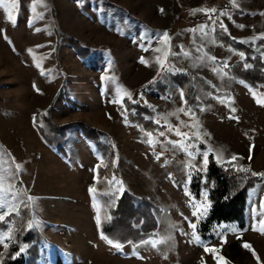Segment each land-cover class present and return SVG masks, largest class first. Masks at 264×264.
<instances>
[{
    "label": "rangeland",
    "instance_id": "374dc122",
    "mask_svg": "<svg viewBox=\"0 0 264 264\" xmlns=\"http://www.w3.org/2000/svg\"><path fill=\"white\" fill-rule=\"evenodd\" d=\"M236 3L0 2V215L7 213L0 220V253L15 243L19 247L12 257L23 255L26 261L28 245L36 242L35 264H217L220 253L235 264H264V234L252 230L264 220V181L247 192L243 226L212 222L201 227L208 190L199 197L185 192L187 173L202 170L205 153L218 164L235 155L240 167L264 171V103L257 102L264 100V87L250 90L216 62L242 59L216 41L217 19L237 41H255L264 33V0ZM212 8L218 9L212 19L194 11ZM202 25L203 32L192 31ZM56 32L75 38L88 53L81 56L69 43L58 42ZM180 73L204 78L227 95L215 99L193 78L199 105H190V114L172 82L171 76ZM147 84L155 88L138 94ZM125 93L153 112V121L163 128L151 132L127 123ZM50 104L53 122L82 121L108 135L102 142L111 144L115 173L96 177V166L107 168L106 162L77 126L64 135L50 131L40 118ZM34 133L63 160L46 152ZM124 191L137 205L148 202L156 209L157 226L142 241L117 248L98 235L96 215L108 222ZM201 204L207 205L206 213L194 216ZM238 237L250 247L235 243Z\"/></svg>",
    "mask_w": 264,
    "mask_h": 264
},
{
    "label": "trees",
    "instance_id": "16d2710c",
    "mask_svg": "<svg viewBox=\"0 0 264 264\" xmlns=\"http://www.w3.org/2000/svg\"><path fill=\"white\" fill-rule=\"evenodd\" d=\"M216 10L218 11V9ZM213 16H216V13ZM219 25L220 21L217 19L214 31L216 41L225 47L242 53L243 56L242 59L227 65V67H224L223 61L217 60L216 62L222 66L229 77L246 84L250 90L255 91L260 86L264 87V39L237 41L230 38L228 33ZM55 34L58 42L62 40L69 43L79 55L84 56L88 53L86 49L78 44L75 38L59 32ZM245 65H249V67H245ZM171 77L172 82L183 93L182 106L184 110L191 114L187 110L188 107L190 105H199V102L193 97L194 87L192 81L195 77L187 73H180ZM195 79L198 80L202 90L215 99L226 97L227 93L217 91L204 78L197 77ZM153 88H155V85L147 84L139 88L137 93H143L145 89ZM122 103L127 123L136 124L142 130L151 132L163 128L153 121V112L138 101L125 97L122 99ZM51 105L47 107V110L40 117L50 131L57 135H64L67 130L77 126L83 137L94 148L95 155L106 162L107 168H103L100 165L96 166V177H110L111 174L115 173V168L111 166V158L113 157V153L109 150V148L112 149L111 144L105 145L102 142L103 136L105 139H109L108 135L82 121H69L61 124L53 122L49 116ZM45 139L49 142L47 137ZM237 167H240L237 159L218 164L212 154H207V165L205 166L203 161L201 171L192 170L187 173L185 192L188 195L199 197L202 189L208 190L207 202L209 210L206 219L201 223V227H207V224L212 222H236L243 226L247 192L257 183L263 182L264 176L252 175L254 171L251 169L249 172L237 171ZM255 173H264V171ZM155 210L148 202L137 205L133 196L129 192L124 191L118 198L115 207L110 209L111 218L108 222L101 223L96 215L98 235L113 244H136L152 235L156 229ZM20 236L24 237L22 233ZM15 237H19V235L15 234ZM234 242H241L243 245L248 244L250 247L249 242L243 237H238ZM36 244V242H30V245H28L29 254L26 261L23 260V255L16 259L12 257V254L19 247L17 244L14 243L5 247L6 249L0 253V264H35L38 257ZM217 264L235 263L229 257L220 253V261Z\"/></svg>",
    "mask_w": 264,
    "mask_h": 264
},
{
    "label": "snow or ice",
    "instance_id": "6c2138e0",
    "mask_svg": "<svg viewBox=\"0 0 264 264\" xmlns=\"http://www.w3.org/2000/svg\"><path fill=\"white\" fill-rule=\"evenodd\" d=\"M0 2H2V0H0ZM230 3L232 4L233 7H237L238 6L237 3H236V0H230ZM194 11H204L205 14L209 16V19H212L213 15L217 12V10L215 8H212V9H197V10H194ZM261 14L264 15V13H261ZM220 15H227V13L226 12H221ZM8 19L9 20H13L14 18L12 17L11 14H9ZM213 23H215V20H213ZM219 26L222 29H224L225 31H227V29L225 28L223 22H220ZM204 27L205 26L202 25V26H199L197 29H193L192 31L203 32L204 31ZM239 27L243 28L244 25H240ZM163 36H164V38H167L168 34L165 32L163 34ZM260 38H264V33H262L260 35ZM145 50H147V49H145ZM156 51H160V49H156ZM241 56H243L242 53H241ZM211 59L215 60V57H212ZM141 63L147 64V62L143 58H141ZM157 63H160L162 68L164 67V62L161 61L159 57L157 58ZM224 67H227V64H225ZM245 67H249V65H245ZM125 95L128 96L129 99L131 98V95L129 93H125ZM181 97L183 98V93H181ZM116 102L119 103L120 101H116ZM257 102L258 103H264V100H258ZM181 111H183V109H181ZM232 111L235 112V109L233 108ZM230 118L231 119H238L237 117H234V116L230 117ZM34 120H35V117H34ZM178 134H180V133H178ZM184 135H186V134H184ZM149 143H151V140L149 141ZM250 151H251V149H250ZM204 157H205L204 163H205V166H206L207 165V153L204 154ZM219 159H223V157L221 156V157H219ZM236 159H237V156H235V155H233L231 157V160H233V161L236 160ZM240 159H242V157ZM233 166L235 167V165H233ZM237 171L249 172L251 170L249 168H245V167H237ZM252 175L264 176V173H255V172H253ZM89 191L92 192L93 189L90 188ZM2 207H3V205H0V208H2ZM206 211H207V205L201 204L199 206H196V210L193 212V215L194 216L198 215V213L199 214H204V213H206ZM5 215H7V213H4V215H0V220H3ZM191 227L193 229H195L196 228V224L195 223L191 224ZM252 230H254V231L258 230L262 234H264V220L260 221V227L259 228H257L256 226H253ZM109 243H111V241H109ZM5 247H7V245H5ZM115 247L119 248L120 245L117 244V245H115ZM244 247L248 248L249 245L248 244H244ZM20 251L22 252L23 248H21ZM205 251L206 252H215L216 249L205 248ZM254 255H255V253H254Z\"/></svg>",
    "mask_w": 264,
    "mask_h": 264
},
{
    "label": "crops",
    "instance_id": "0c3cea01",
    "mask_svg": "<svg viewBox=\"0 0 264 264\" xmlns=\"http://www.w3.org/2000/svg\"><path fill=\"white\" fill-rule=\"evenodd\" d=\"M34 136H35L36 140L38 141V143H39L42 147H44V149H45L46 152H50V153L52 154V156H54L55 158H58L59 160H63V159H61L60 157H56V154L53 153V152L48 148V146L45 145V144L42 142V139L40 138V136H39L38 134L34 133ZM93 152H94V151H93ZM19 158H20V157H19Z\"/></svg>",
    "mask_w": 264,
    "mask_h": 264
}]
</instances>
